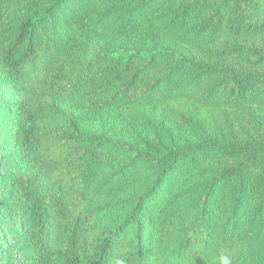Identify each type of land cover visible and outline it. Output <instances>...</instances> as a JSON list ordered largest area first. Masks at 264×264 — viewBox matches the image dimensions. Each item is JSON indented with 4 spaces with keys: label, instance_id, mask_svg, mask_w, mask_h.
<instances>
[{
    "label": "trees",
    "instance_id": "16d2710c",
    "mask_svg": "<svg viewBox=\"0 0 264 264\" xmlns=\"http://www.w3.org/2000/svg\"><path fill=\"white\" fill-rule=\"evenodd\" d=\"M263 16L264 0H0V264H264V133L196 136L211 109L264 110V70L235 57L261 54Z\"/></svg>",
    "mask_w": 264,
    "mask_h": 264
},
{
    "label": "rangeland",
    "instance_id": "374dc122",
    "mask_svg": "<svg viewBox=\"0 0 264 264\" xmlns=\"http://www.w3.org/2000/svg\"><path fill=\"white\" fill-rule=\"evenodd\" d=\"M264 18V16H263ZM263 33L255 39V48L261 52V54H252L250 55H239L237 57V63L242 68H252L264 70V57L260 58L261 55H264V26ZM115 119L112 116L110 123ZM206 129L203 131L201 128L196 130V136H212L218 140L229 139V138H245L251 135L263 134L264 133V110H260L255 106H249L246 109L241 110H225V109H211L207 112L205 118ZM176 123V121H175ZM7 122L0 123V163L2 168L5 169L4 174L8 175L12 172V165L7 161L2 154L4 149V144L6 140V133L2 131L3 128H6ZM181 125V126H180ZM179 127L182 129L183 124H180ZM90 127V125H89ZM108 128L109 126H105ZM98 130H101V127L92 129L93 133H96ZM107 132V131H105ZM195 137V136H194ZM115 139L121 140L124 139L122 134H117ZM166 140V139H165ZM8 149L6 148V151ZM4 180L2 183V199L6 201L10 200L16 193L14 188V183L10 178ZM6 207H0V216L6 217ZM14 221L4 220L0 223V231L6 230L7 228L14 227ZM3 240L0 236V245H2Z\"/></svg>",
    "mask_w": 264,
    "mask_h": 264
},
{
    "label": "clouds",
    "instance_id": "9594fccd",
    "mask_svg": "<svg viewBox=\"0 0 264 264\" xmlns=\"http://www.w3.org/2000/svg\"><path fill=\"white\" fill-rule=\"evenodd\" d=\"M220 264H231L229 257L228 256H221L220 257Z\"/></svg>",
    "mask_w": 264,
    "mask_h": 264
}]
</instances>
